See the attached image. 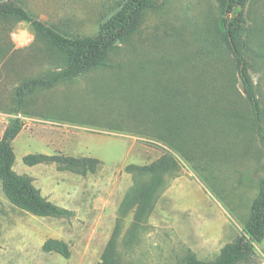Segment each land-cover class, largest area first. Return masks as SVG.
<instances>
[{"label": "rangeland", "instance_id": "obj_1", "mask_svg": "<svg viewBox=\"0 0 264 264\" xmlns=\"http://www.w3.org/2000/svg\"><path fill=\"white\" fill-rule=\"evenodd\" d=\"M18 1L70 36L95 35L118 9L119 0ZM219 16L218 0H162L146 14L134 41L165 55H189L200 43L217 41ZM246 19L244 53L264 112V0H249ZM125 57L113 54L110 61ZM64 67L61 56L38 40L27 22L0 17V137L16 116L17 87L27 79L52 78ZM171 67L168 71L173 72ZM123 74L84 73L53 86L38 85L26 95L18 114L23 127L12 141L13 168L34 176L41 194L73 215L37 216L22 210L5 196L0 180V264H102L112 240L111 264H176L189 251L208 262L245 233L249 208L264 176V148L256 135L246 130L241 142L228 144L220 156L189 161L109 109L119 108L120 101L104 97L123 90L117 84ZM120 110L126 111L125 106ZM30 153L96 157L100 163L94 173L81 175L58 170L53 162L28 166L23 157ZM166 153L176 158L180 169L167 179L147 218L139 217L136 204L129 201L135 175L126 166H144ZM47 238L69 242L70 257L42 251ZM255 251L254 264H260L264 239L255 244Z\"/></svg>", "mask_w": 264, "mask_h": 264}, {"label": "trees", "instance_id": "obj_2", "mask_svg": "<svg viewBox=\"0 0 264 264\" xmlns=\"http://www.w3.org/2000/svg\"><path fill=\"white\" fill-rule=\"evenodd\" d=\"M161 1L119 0L118 9L100 24L95 35L69 36L32 15L18 0H0L2 19L27 22L37 39L52 53L60 55L65 64L52 78L27 79L16 89L13 109L16 116L0 137L2 190L14 206L37 216L73 215L71 209L43 196L32 176L14 170L16 154L12 141L22 130L23 121L18 114L30 90L38 85L53 86L59 80H70L84 73L100 70L125 73L117 83L123 88V96L120 97L121 91L116 96L104 97L120 101L119 108L107 104L109 109L121 112L141 132L168 144L189 161L220 156L218 153L224 152L228 144L241 142L246 130L250 135L254 133L264 148V112L244 53L249 33L246 19L249 0H218L220 37L217 41L200 43L189 55L180 56L170 53L167 56L157 48H144L137 45L139 41H134L146 14L155 11ZM113 54H126L125 61L111 62ZM261 57L264 60V53ZM171 65L173 72L168 71L172 70ZM96 95L101 97V89L96 88ZM122 106L126 111L120 110ZM23 161L28 166L53 162L58 170L81 175L94 173L100 163L96 157L42 153L25 155ZM179 169L178 161L170 153L144 166H126L135 175L129 201L136 204L137 216L147 218L167 179L176 176ZM255 195L245 233L225 244L216 259L207 262L189 251L176 264H254L255 244L264 239V176ZM113 245L114 240L102 264L113 263ZM41 248L64 258L71 254L69 242L59 238H47Z\"/></svg>", "mask_w": 264, "mask_h": 264}, {"label": "crops", "instance_id": "obj_3", "mask_svg": "<svg viewBox=\"0 0 264 264\" xmlns=\"http://www.w3.org/2000/svg\"><path fill=\"white\" fill-rule=\"evenodd\" d=\"M38 165H40V164H36V165H33V166H38ZM34 183H35V180H34ZM262 254H263V257L261 258L260 264H264V253H262Z\"/></svg>", "mask_w": 264, "mask_h": 264}]
</instances>
